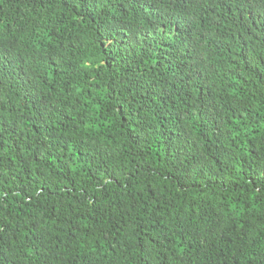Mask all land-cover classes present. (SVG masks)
<instances>
[{
  "label": "trees",
  "instance_id": "obj_1",
  "mask_svg": "<svg viewBox=\"0 0 264 264\" xmlns=\"http://www.w3.org/2000/svg\"><path fill=\"white\" fill-rule=\"evenodd\" d=\"M0 264H264V0H0Z\"/></svg>",
  "mask_w": 264,
  "mask_h": 264
}]
</instances>
